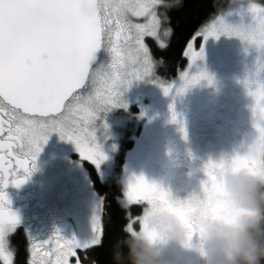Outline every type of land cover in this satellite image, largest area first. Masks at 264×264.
<instances>
[{
    "label": "snow or ice",
    "instance_id": "obj_1",
    "mask_svg": "<svg viewBox=\"0 0 264 264\" xmlns=\"http://www.w3.org/2000/svg\"><path fill=\"white\" fill-rule=\"evenodd\" d=\"M95 0H0V259L14 264L16 249L11 245L10 234L20 224L18 214L11 209L6 187L19 186L32 174L43 144L52 132L75 145L82 159L99 169L106 153L97 142L98 127L107 129L100 113L114 107L127 108L123 93L133 81L151 77L167 95H181L201 80L213 84L208 71L200 66L190 71L198 59L203 60V42L194 46L197 36L205 40L221 34L239 38L246 46L264 51V0H243L231 3L230 11H221L209 22L200 26L187 43L184 55L189 68L180 73V84L162 79L156 72L157 60L144 37L155 38L161 48L166 47L173 29L168 26V9L178 6L179 0H135L131 16L146 17L139 23L130 17L121 18L107 10H96L89 16L80 14L82 3ZM40 9L56 16L60 23L55 27L33 24L26 9ZM159 9V11H157ZM235 12L241 19L232 23L226 15ZM249 17L245 22L243 17ZM103 47L110 56L107 66L90 68L93 53ZM247 50V47L246 49ZM264 58L257 56L255 70L242 81L252 97V126L255 134L232 154L209 159L203 164L205 179L198 191L183 198H173L156 183L143 175L129 179L118 197L125 210L122 231L128 234L145 228L147 207L159 202L187 224L188 244L195 246L196 231L190 215L200 211L227 216L230 209L221 199L218 173L225 167L244 168L251 172H264ZM171 119L177 113L170 104ZM143 115V113H141ZM114 147V146H113ZM141 207L134 215L132 205ZM103 198L98 202L92 217L94 235L85 241L75 236L66 238L54 228L46 239H37L27 229V264H82L77 249L84 250L85 264H96L89 256L93 246L102 244ZM116 242V241H115ZM115 244V243H114ZM113 244V245H114ZM112 245V250H113ZM111 250V258H112ZM112 262L114 264L113 258Z\"/></svg>",
    "mask_w": 264,
    "mask_h": 264
},
{
    "label": "rangeland",
    "instance_id": "obj_2",
    "mask_svg": "<svg viewBox=\"0 0 264 264\" xmlns=\"http://www.w3.org/2000/svg\"><path fill=\"white\" fill-rule=\"evenodd\" d=\"M235 2L239 0H219V4L225 6L217 14L221 11H230L234 7L230 4ZM243 3L246 5V0H243ZM130 18L139 23L145 22L146 19L143 16H130ZM225 19L235 23L241 18L233 12L231 15H226ZM243 19L247 22L249 17L245 16ZM146 37L150 36H145L144 39ZM196 38H199V45L196 46L194 41V46L199 48L200 43L203 42L204 57L203 60L198 59L190 71H195L197 67L202 66L214 80L213 84H208L206 80L195 84L199 94L202 99L209 101L211 106L214 105L216 113L221 118L225 115L230 118L234 116L236 121L232 120L233 125L230 131L222 129L221 133L207 129L197 141L195 140L201 133L193 137L195 131H189L184 143L179 142L180 138L170 145L169 148L182 149L183 153L189 157L191 162L186 168L191 172L200 169L196 164L199 161L197 159L202 160L203 164L209 159L216 160L221 155L232 154L234 150H238L242 144L250 142L253 138L255 134L251 112L253 100L242 81L255 70L257 56L264 58V51L258 52L253 46H246L234 36L221 34L216 38L209 36L206 40L202 36ZM246 47L247 50H245ZM109 59V53L103 48V55L95 68L101 65L107 66ZM188 68L187 58L184 70ZM182 71H179L173 80L176 85L180 84L179 77ZM259 75L264 78V71H261ZM179 97L180 95H174L172 92L166 95L159 85L152 82L151 77L133 81L123 93V99L128 104L127 108L114 107L107 113H100L97 123L99 124L102 120L108 127L106 130L98 127L96 131L97 142L107 155V159L101 162L99 169L92 162L80 157L72 141L61 139L58 133L52 132L42 146L45 154L41 155V176L38 180L40 194L45 203L47 202L52 216L51 220L46 222L47 227L35 231L32 235L37 239H46L54 228L59 229L66 238L75 236L80 241L88 240L94 235L92 217L101 199L92 190L82 162L86 161L94 165L101 178L107 179L111 173L114 151L120 139L123 138L122 135L131 128L130 124L134 127L142 123L143 130L139 137H134L132 149L125 153L121 172L122 190L127 181L134 179L135 176L143 175L144 178L151 176L154 179V173L150 174L153 171L146 169L144 156L154 140L156 131L159 128L170 127V119L164 114L170 112L169 105L174 106ZM237 130H240L238 132L240 135L236 134ZM69 152H73L76 156L68 155ZM171 153H173L172 150ZM171 166L172 163L168 168L157 170L159 179L154 180L153 183L167 190L173 198L183 199L189 192L199 190L200 182L205 179V176L194 177L186 173L189 172L188 169L183 171L175 169L171 172L173 169ZM169 171L170 176L166 178L165 173ZM165 183L168 186H165ZM70 259L72 264H75V261ZM1 261L3 262L2 259Z\"/></svg>",
    "mask_w": 264,
    "mask_h": 264
},
{
    "label": "clouds",
    "instance_id": "obj_3",
    "mask_svg": "<svg viewBox=\"0 0 264 264\" xmlns=\"http://www.w3.org/2000/svg\"><path fill=\"white\" fill-rule=\"evenodd\" d=\"M135 0H95L82 3L80 14L107 10L130 17ZM28 19L41 27L60 20L40 9H26ZM221 199L230 213L200 211L190 215L196 231L195 246L188 244L185 221L159 202L147 207L145 228L129 232L113 245L114 264H264V172L225 167L218 173Z\"/></svg>",
    "mask_w": 264,
    "mask_h": 264
},
{
    "label": "trees",
    "instance_id": "obj_4",
    "mask_svg": "<svg viewBox=\"0 0 264 264\" xmlns=\"http://www.w3.org/2000/svg\"><path fill=\"white\" fill-rule=\"evenodd\" d=\"M224 6L219 4V0H179L178 6L168 9L167 24L173 29V34L168 38L166 47L161 48L154 38H145L153 56L157 60L163 61L156 68L157 74L162 79L173 81L179 71L184 70L187 65L184 51L188 41L192 39L202 24L207 23ZM195 44L196 46L199 45V38L195 39ZM125 138L127 139V136ZM125 138L121 141L111 173L107 179L101 178L94 165L86 161L82 162L92 190L100 199L103 198L101 217L104 233L102 244L93 246L89 250V256L96 261V264H113L111 258L112 245L118 238L126 235L122 231V226L126 222L125 210L121 207L118 197L122 194L121 172L125 153L133 146V140H125ZM130 210L134 215L141 213V207L138 205H133ZM10 241L16 249L14 264H27L29 253L25 238L15 234L10 237ZM77 254L80 256L82 264H85L84 250L78 249ZM75 259L72 258L73 261ZM0 264H3L1 259Z\"/></svg>",
    "mask_w": 264,
    "mask_h": 264
},
{
    "label": "flooded vegetation",
    "instance_id": "obj_5",
    "mask_svg": "<svg viewBox=\"0 0 264 264\" xmlns=\"http://www.w3.org/2000/svg\"><path fill=\"white\" fill-rule=\"evenodd\" d=\"M94 68L95 67H93L92 69ZM173 110L177 113V120L183 121L184 131H181L179 123L171 119V111L169 113L166 112L164 114V116L170 119V127L165 129L159 128L158 131H156V133L154 134V140L148 147V150L144 156L146 169L153 171L150 172V174L154 173L155 175L154 179L151 176L145 177V179L151 183H153L154 180L159 179L157 170H162L166 167L168 168L170 166V163H172L171 167H173L171 172L175 169H181L182 171L188 169L186 167L188 164H190L191 161H189V157L183 153V150H173L172 148H169L170 145L175 142V140L181 138L179 142L184 143V140L186 141V136H188L189 131H195L193 137L201 133V135L195 141L199 140V138H201V136L203 135L202 133H204L207 129H212L213 131L218 132H221L222 129L230 131L233 125L232 120H235L234 116H231L230 118L225 115L224 118H221L216 113L217 111L214 105L211 106L209 101H206L205 99L201 98L197 85L191 86L190 88L186 89L183 94L180 95L179 100L176 101L175 105L173 106ZM136 125L137 126L134 127L132 124L129 125V127L131 128L127 130V132H130L127 134L125 132V134L122 135L123 138L127 136V139L125 138V140H133L134 137H139L140 134H142L143 124L138 123ZM239 131L240 130L235 131L237 135H240L238 133ZM119 144L120 142L118 143L117 148L114 151L113 158L119 151ZM155 144H161V148L166 155V162L161 167H149L146 163L147 155ZM171 150L173 153H171ZM42 153L44 156L45 151L43 149L37 156L35 162V170L23 184L19 186L9 184L5 189V191L7 192L8 200L10 202L9 206L13 211L18 214L20 218L19 226L17 227L14 233L10 234V237L15 234L22 235L26 240L27 246L29 241L25 229H27L31 234H33L35 231L43 230L45 227H47L46 222L50 221L52 216L47 202L45 203L42 194H40V189L38 185V180L41 176L40 165L42 163ZM68 155H71L72 157L76 156V154H73V152H69ZM200 157L202 158V156ZM197 160L199 161H197L196 164H198L197 166L200 169L194 170L193 172L188 169L189 172L186 173L192 174L194 177H203L205 176V173L202 169L203 161L200 159ZM165 175L166 178L169 177L170 171L169 173L166 172ZM165 186H168V184L165 183Z\"/></svg>",
    "mask_w": 264,
    "mask_h": 264
},
{
    "label": "water",
    "instance_id": "obj_6",
    "mask_svg": "<svg viewBox=\"0 0 264 264\" xmlns=\"http://www.w3.org/2000/svg\"><path fill=\"white\" fill-rule=\"evenodd\" d=\"M101 53H102V47L97 49L93 53V58L89 61L90 68L95 66V64L98 62V60L100 59ZM146 161H147L148 166L160 167L164 165L166 161V155L161 148V144H155L151 148L150 152L147 155Z\"/></svg>",
    "mask_w": 264,
    "mask_h": 264
}]
</instances>
